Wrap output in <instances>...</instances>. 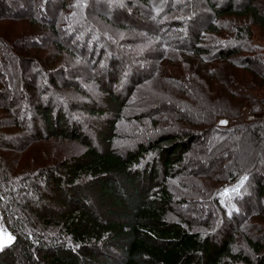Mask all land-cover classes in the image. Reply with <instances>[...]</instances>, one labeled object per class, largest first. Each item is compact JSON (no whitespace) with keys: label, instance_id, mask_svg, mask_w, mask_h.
Here are the masks:
<instances>
[{"label":"rangeland","instance_id":"rangeland-1","mask_svg":"<svg viewBox=\"0 0 264 264\" xmlns=\"http://www.w3.org/2000/svg\"><path fill=\"white\" fill-rule=\"evenodd\" d=\"M13 2L17 11L0 12V158L7 170L35 174L85 150L74 138L47 136L35 110L43 102L98 148L106 144L96 131L111 128L109 147L120 153L167 134L186 145L189 132L193 142L164 178L172 197L167 219L217 240L231 235L232 249L251 256L246 237L264 239V191L245 170L264 176V146L250 143L245 160L237 133L225 130L264 117V26L241 12L253 5L264 17V0ZM209 2L235 12L216 14ZM186 27L190 43L201 46L196 51ZM225 145L236 146L229 152ZM153 152L138 167L150 165ZM233 163L241 166L236 177ZM226 188L238 191L225 197Z\"/></svg>","mask_w":264,"mask_h":264},{"label":"trees","instance_id":"trees-1","mask_svg":"<svg viewBox=\"0 0 264 264\" xmlns=\"http://www.w3.org/2000/svg\"><path fill=\"white\" fill-rule=\"evenodd\" d=\"M4 2L7 0L0 2V12L20 8L13 0L8 1L10 5ZM213 5L209 2L216 14L235 12L231 4ZM241 12L264 26V17L253 5H246ZM213 27L207 24L208 29ZM186 28V42L196 51L201 46L190 43L191 31ZM109 97L119 107L120 97L111 92ZM35 110L43 118L47 136L74 138L85 150L58 166L27 175H12L1 156L0 224L14 239L0 248V264H264V239L246 237L253 254L245 255L232 249L231 235L217 240L209 230L186 228L167 219L172 197L164 178L173 163L181 160V151L193 142L189 132L186 145L167 134L160 141L120 153L109 147L111 128L96 131L106 144L98 148L88 132L67 125L61 109L56 111L43 102ZM229 130L225 131L237 133L235 142L245 160L250 143L264 146V117H252ZM236 145L225 146L231 152ZM150 149L155 151L154 160L145 168L138 167ZM253 158L264 161V149L260 159ZM157 164L163 174L160 180ZM237 168L241 166L233 163L234 176ZM252 170L251 166L245 171L251 177L257 174L261 194L264 176Z\"/></svg>","mask_w":264,"mask_h":264},{"label":"snow or ice","instance_id":"snow-or-ice-1","mask_svg":"<svg viewBox=\"0 0 264 264\" xmlns=\"http://www.w3.org/2000/svg\"><path fill=\"white\" fill-rule=\"evenodd\" d=\"M222 124L227 123L226 121H221ZM246 179V178H245ZM241 185L243 184V180L240 182ZM238 188L236 189H224L221 193L222 196L228 197L231 192H237ZM14 237L7 232V229L4 227L3 224H0V248H3L10 244L13 241Z\"/></svg>","mask_w":264,"mask_h":264}]
</instances>
